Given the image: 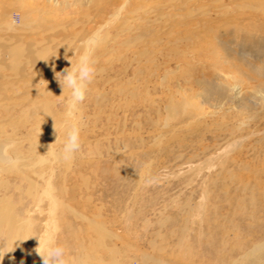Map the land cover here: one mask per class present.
Here are the masks:
<instances>
[{
	"label": "rangeland",
	"instance_id": "374dc122",
	"mask_svg": "<svg viewBox=\"0 0 264 264\" xmlns=\"http://www.w3.org/2000/svg\"><path fill=\"white\" fill-rule=\"evenodd\" d=\"M0 49V199L69 264H86L74 208L120 234V264H239L264 241V0H0ZM85 51L67 118L56 73ZM62 124L82 129L71 160Z\"/></svg>",
	"mask_w": 264,
	"mask_h": 264
},
{
	"label": "bare ground",
	"instance_id": "6f19581e",
	"mask_svg": "<svg viewBox=\"0 0 264 264\" xmlns=\"http://www.w3.org/2000/svg\"><path fill=\"white\" fill-rule=\"evenodd\" d=\"M19 49L21 48H11L12 52H10V55L13 57L19 56ZM13 62H16V60ZM183 105V102L176 101V99L172 98L170 101L169 110H171V112L178 113L181 111L182 108H185V105ZM188 111L189 110H187L186 113H188ZM6 159L7 158L5 157V155H3L2 151L0 150V162L3 163ZM36 186L37 183L34 182L33 188H37ZM36 199L41 200L42 197L38 195L36 196ZM29 209H27L26 211V213L28 214L31 212V210ZM72 210L69 211L71 212ZM74 210L73 215L76 218H80L82 220V224H85L83 227L86 229L84 231L86 232V235L82 237V239L83 241L86 240L87 242H82L81 244V249H84V252L82 254V261H84L86 264H120L121 261L118 259V254L120 251L118 245L114 243V240L121 239L120 234L115 233L112 229L107 228V225H105L106 223H103L105 219L103 221L99 220L101 215H96L94 213V217H89L85 213L83 214L81 211H79V213ZM54 218L55 217H51L48 220H44V224H46L47 226L46 230L50 228L48 226L51 222H54ZM32 220H34V218ZM32 220L30 217H22L20 215V213L18 212L17 204L12 201L11 196L5 195L3 198L0 199V233L5 235L6 247L8 248L7 252H5L3 248H0V259H3V261L0 260V264H11L12 262H14L15 264H42L41 257L34 251V249L38 247V244H35L37 242L35 241V237L38 231L41 232V228L38 229V226L36 227L34 225L35 222H33ZM88 233H92V235H89ZM41 236H44L45 239L49 237L47 233ZM77 237L79 236L77 235ZM13 251H15L16 253L13 254ZM104 252L106 255L104 254ZM241 253V263L239 264H264V241L251 245L249 249H247L246 251L244 250V253ZM79 255L80 254H78L77 256ZM143 259L145 260V264H170L162 260L160 256H157V254L151 255L144 253Z\"/></svg>",
	"mask_w": 264,
	"mask_h": 264
},
{
	"label": "clouds",
	"instance_id": "9594fccd",
	"mask_svg": "<svg viewBox=\"0 0 264 264\" xmlns=\"http://www.w3.org/2000/svg\"><path fill=\"white\" fill-rule=\"evenodd\" d=\"M16 23L17 21L13 19L12 24L15 25ZM70 63V67L65 68L62 72L56 73V79L62 87L63 93L65 90L68 92L65 101L67 106L65 115L67 118L73 117L78 106L86 100L89 85L92 83L96 74L94 62L87 51L82 53L76 62L70 59ZM53 71H55V68H53ZM54 128L57 135L55 143L60 142L61 132L57 128L56 121ZM61 128L63 129V141L60 152L64 159L71 160L81 151L82 129L77 124H62ZM36 238L38 239V247L34 251L41 257L42 264H69L66 249L59 243H56L53 238L47 237L45 239L44 236H38Z\"/></svg>",
	"mask_w": 264,
	"mask_h": 264
}]
</instances>
